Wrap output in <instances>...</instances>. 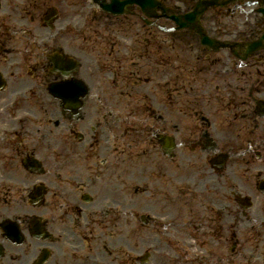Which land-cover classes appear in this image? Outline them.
I'll list each match as a JSON object with an SVG mask.
<instances>
[{"label":"flooded vegetation","instance_id":"obj_1","mask_svg":"<svg viewBox=\"0 0 264 264\" xmlns=\"http://www.w3.org/2000/svg\"><path fill=\"white\" fill-rule=\"evenodd\" d=\"M83 7L0 0V264H138L139 197L147 238L193 264H264V50L219 87L198 45L171 55L135 11L116 28Z\"/></svg>","mask_w":264,"mask_h":264},{"label":"rangeland","instance_id":"obj_2","mask_svg":"<svg viewBox=\"0 0 264 264\" xmlns=\"http://www.w3.org/2000/svg\"><path fill=\"white\" fill-rule=\"evenodd\" d=\"M168 3H169V5H171L175 8L182 7V5L176 0H168ZM80 8L81 7L76 6L74 8V12L79 13ZM218 20H219L218 24H220V25L222 24V26H220V27L222 29H226L227 32L229 31V29L226 27V25H232L233 23L235 24V26H237L238 29L243 28L242 16L240 14L238 15L237 13L232 17L230 16V18L218 19ZM169 25H171V24H169ZM216 27H217V32H219V34H222L220 36L225 37V35L223 33L224 30L222 32V31H220L218 25H216ZM210 31L212 32V30H210ZM51 116H52L51 120L56 118V116H54V115H51ZM47 126L53 128L54 130H56L60 133L59 128L52 125V121H50ZM138 202H139V208H138L137 214L139 216L146 215V213L148 212L146 209H150V205L148 206L146 201L144 203V201L141 200V197H139ZM128 216H129V214H127L125 220L128 219ZM138 223H139L138 224V226H139V228H138V239H137L138 242H137V247H136L137 255L142 256L145 252L148 251L150 253V256L148 258L147 264H183V261L189 259V257L186 254L181 256V257H177L174 246L178 247L179 251L184 253V250L181 249V247H182L181 244H174V246H173L172 244H166L165 241L156 242L155 239L149 240V238H147V236H148L147 230H149L148 226L146 225V223H143L140 220V218L138 219ZM176 233H177L176 235H173L170 233V238H171V241H173V242H174V239H173L174 236H178V234L183 235L180 230H177ZM122 234H123L122 238H121V235H118L117 238L120 241V244L122 246V252L124 253V256H127L128 255L127 253L133 254V251L130 249V246L133 247L134 244L132 242H130L129 233H128V229H127L126 225H124L122 227ZM192 247H193V245H192ZM194 248L197 251H200L199 250L200 246L199 247L194 246ZM188 254L193 255V253H189V252H188ZM184 256H185V259H183ZM187 264H189V260H187Z\"/></svg>","mask_w":264,"mask_h":264},{"label":"water","instance_id":"obj_3","mask_svg":"<svg viewBox=\"0 0 264 264\" xmlns=\"http://www.w3.org/2000/svg\"><path fill=\"white\" fill-rule=\"evenodd\" d=\"M174 20H175L177 23H179V18H175V17H174Z\"/></svg>","mask_w":264,"mask_h":264}]
</instances>
